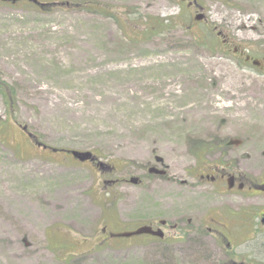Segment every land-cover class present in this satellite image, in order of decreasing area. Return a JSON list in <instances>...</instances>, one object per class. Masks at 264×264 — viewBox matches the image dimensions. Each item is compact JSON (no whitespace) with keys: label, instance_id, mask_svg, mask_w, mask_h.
Returning <instances> with one entry per match:
<instances>
[{"label":"rangeland","instance_id":"374dc122","mask_svg":"<svg viewBox=\"0 0 264 264\" xmlns=\"http://www.w3.org/2000/svg\"><path fill=\"white\" fill-rule=\"evenodd\" d=\"M38 1L70 7L0 0V80L17 104L7 117L0 92V264H202L103 237L121 229L103 183L151 153L183 178L226 142L231 158L264 162V0Z\"/></svg>","mask_w":264,"mask_h":264},{"label":"flooded vegetation","instance_id":"af4514ba","mask_svg":"<svg viewBox=\"0 0 264 264\" xmlns=\"http://www.w3.org/2000/svg\"><path fill=\"white\" fill-rule=\"evenodd\" d=\"M240 53L235 49L234 55L252 64ZM230 146L217 144V159L185 168L183 178L161 155L151 153L142 163L132 159L129 175H122L120 162V176L103 184L114 189L121 229L104 228L103 237L132 234L135 246L158 245L162 252L153 259L170 251L192 254L202 264H264V162L253 167L235 160ZM126 187L132 188L129 215L120 197Z\"/></svg>","mask_w":264,"mask_h":264},{"label":"trees","instance_id":"16d2710c","mask_svg":"<svg viewBox=\"0 0 264 264\" xmlns=\"http://www.w3.org/2000/svg\"><path fill=\"white\" fill-rule=\"evenodd\" d=\"M10 3V5H15L16 3L13 0H9L7 1ZM55 3H48V4H44V6L41 8V10L44 11H50L49 9L52 8L50 7V5H53ZM85 4V3H84ZM85 8H87L88 11H92V12H100L103 14H107L104 11H101L99 9H93L91 7L85 6ZM172 20H174V18L172 19H168V20H162L163 23L165 22H172ZM213 48V46H212ZM0 92L5 100V105L7 108V117H12L16 111V92L15 89L12 88L11 86L7 85L6 83H4L2 80H0Z\"/></svg>","mask_w":264,"mask_h":264},{"label":"water","instance_id":"95a60500","mask_svg":"<svg viewBox=\"0 0 264 264\" xmlns=\"http://www.w3.org/2000/svg\"><path fill=\"white\" fill-rule=\"evenodd\" d=\"M17 0H14V2ZM29 1H34L35 3H37V0H29ZM184 1V0H182ZM201 17H197L196 20H201ZM55 151V150H54ZM70 153L73 157H75L76 159H79L81 161H86V160H90L91 159V154H79L77 152H68ZM126 236H130V235H126Z\"/></svg>","mask_w":264,"mask_h":264},{"label":"bare ground","instance_id":"6f19581e","mask_svg":"<svg viewBox=\"0 0 264 264\" xmlns=\"http://www.w3.org/2000/svg\"><path fill=\"white\" fill-rule=\"evenodd\" d=\"M241 26V25H240ZM243 26V25H242ZM245 26V25H244ZM203 85H205V84H203ZM207 92H209L211 95L213 94V91H207ZM225 96H228V95H225ZM252 96V95H251ZM229 97V98H228ZM228 97H226V101L227 100H230V98H232V97H235V96H228ZM253 97V96H252ZM225 101V100H224ZM214 108H212V110H213Z\"/></svg>","mask_w":264,"mask_h":264}]
</instances>
